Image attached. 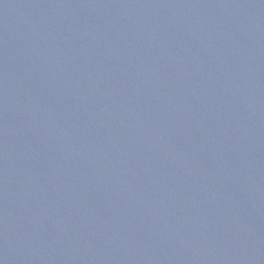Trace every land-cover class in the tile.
I'll use <instances>...</instances> for the list:
<instances>
[{
	"label": "water",
	"instance_id": "obj_1",
	"mask_svg": "<svg viewBox=\"0 0 264 264\" xmlns=\"http://www.w3.org/2000/svg\"><path fill=\"white\" fill-rule=\"evenodd\" d=\"M0 264H264V0H0Z\"/></svg>",
	"mask_w": 264,
	"mask_h": 264
}]
</instances>
